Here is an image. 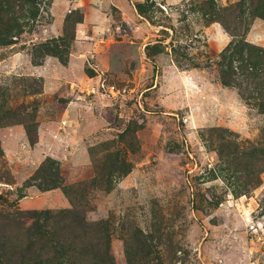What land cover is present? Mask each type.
I'll use <instances>...</instances> for the list:
<instances>
[{"label": "rangeland", "instance_id": "rangeland-1", "mask_svg": "<svg viewBox=\"0 0 264 264\" xmlns=\"http://www.w3.org/2000/svg\"><path fill=\"white\" fill-rule=\"evenodd\" d=\"M39 8L0 48V264H264V97L222 82L264 0Z\"/></svg>", "mask_w": 264, "mask_h": 264}, {"label": "trees", "instance_id": "trees-1", "mask_svg": "<svg viewBox=\"0 0 264 264\" xmlns=\"http://www.w3.org/2000/svg\"><path fill=\"white\" fill-rule=\"evenodd\" d=\"M40 2H42V0H0V48L13 43V38L22 30V26L24 25L22 22L34 21L36 19L40 9ZM137 8L141 12L143 6L139 4ZM59 41L64 40L61 39ZM47 48L50 54L60 58L62 61H65V56L69 54V46H67L65 42L64 44H54L53 48L49 46H47ZM237 52L239 54L238 60L240 62L241 74L236 78L237 81L240 80V82L237 84L235 78H233L236 72L231 69L232 60H230L229 64H227V67L230 68L227 71L228 74L224 73L222 78L223 84L226 86L236 85V87L241 85L243 87V89L240 90L242 91L241 95L242 97H245L246 93L243 90H245L244 85L247 83H243L245 82V74H247L253 79V84L255 85L256 91L253 92V94H258L260 98L264 97V69L262 68L264 66V50L255 51L253 47L243 45L242 43L238 46ZM63 53H65V55ZM246 54H248L247 57L245 56ZM246 88L249 90L248 87ZM250 94L251 93H248V97ZM258 107L264 114V103L260 102ZM45 182L48 185L52 184L51 186H53V189L56 188L55 181L52 179L48 178V182ZM49 219L50 216L47 212V216H45L46 222ZM62 248L63 246H61V249ZM75 253L76 249H72L67 253L68 261L71 262V264H74L73 258L75 257ZM105 259H107L105 255L100 258L98 255L94 256L85 254L82 264H106ZM75 264H80V262L77 263L75 261Z\"/></svg>", "mask_w": 264, "mask_h": 264}]
</instances>
